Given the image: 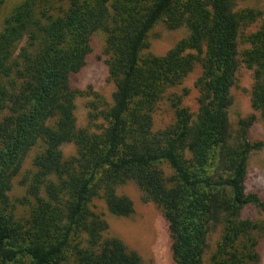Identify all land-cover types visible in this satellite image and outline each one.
Masks as SVG:
<instances>
[{
	"label": "trees",
	"instance_id": "trees-1",
	"mask_svg": "<svg viewBox=\"0 0 264 264\" xmlns=\"http://www.w3.org/2000/svg\"><path fill=\"white\" fill-rule=\"evenodd\" d=\"M240 0H0V264H147L106 216L131 217L135 184L167 222L173 264H260L264 199L247 188L264 123V11ZM188 35L148 51L158 23ZM256 26L255 30H250ZM105 35L112 103H89L77 124L72 78ZM201 68L198 110L173 89ZM252 72V112L233 117L241 69ZM168 98L173 121L156 129ZM104 105L102 108L101 106ZM76 153L65 157L63 146ZM34 148L33 168L15 179ZM24 207V210L21 208Z\"/></svg>",
	"mask_w": 264,
	"mask_h": 264
},
{
	"label": "rangeland",
	"instance_id": "rangeland-1",
	"mask_svg": "<svg viewBox=\"0 0 264 264\" xmlns=\"http://www.w3.org/2000/svg\"><path fill=\"white\" fill-rule=\"evenodd\" d=\"M17 0H8L4 7L3 14L8 12ZM239 7H252L264 11V0H240ZM253 26L250 30H255ZM188 35L186 28L171 30L162 22L158 23L150 34V47L148 51L164 55L179 40ZM107 55L105 52V35L97 33L93 38V51L88 57L86 66L76 75L73 76V85L84 91L76 99V116L79 127L89 125V103L97 100L112 103L115 85L108 79V66L106 64ZM201 74L200 66L188 76L184 83L173 89L180 94L188 90V95L184 97V104L189 106L192 111L198 110L197 96L198 91L195 87V81ZM238 86L233 89L234 103L231 107V114L237 117L240 114L246 115L251 113L252 106L250 102V93L252 72L246 68L241 69L239 74ZM104 105L101 106V108ZM174 119V111L166 97L159 104L154 114L155 128H164ZM254 136L264 140V123L259 121L254 128ZM65 157H70L76 153V147L73 144H66L63 147ZM34 148L27 157L22 172L15 179L13 196L21 198L25 193L20 178L28 169L33 168V158L39 151ZM247 188L250 191L257 192L264 199V149L252 153L249 162V174L247 179ZM121 192L129 195L135 204V213L131 217L118 218L111 216L106 212L111 225V233L120 235L130 248L138 251L147 264H173L171 253V242L167 222L161 209L152 202H146L143 199L142 192L133 183H128ZM24 210V207L21 208ZM246 216L254 219H264V214L255 208H248ZM220 237V229L213 232L209 239V246L205 253L204 264H212L210 256L212 255L216 243ZM260 253L264 264V241L260 244Z\"/></svg>",
	"mask_w": 264,
	"mask_h": 264
}]
</instances>
